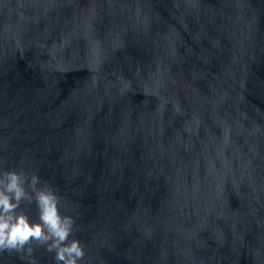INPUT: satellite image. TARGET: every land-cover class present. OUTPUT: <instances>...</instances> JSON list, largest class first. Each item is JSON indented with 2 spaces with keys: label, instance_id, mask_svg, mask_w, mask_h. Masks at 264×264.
<instances>
[{
  "label": "water",
  "instance_id": "water-1",
  "mask_svg": "<svg viewBox=\"0 0 264 264\" xmlns=\"http://www.w3.org/2000/svg\"><path fill=\"white\" fill-rule=\"evenodd\" d=\"M11 168L58 194L79 264H264V0H0Z\"/></svg>",
  "mask_w": 264,
  "mask_h": 264
},
{
  "label": "clouds",
  "instance_id": "clouds-1",
  "mask_svg": "<svg viewBox=\"0 0 264 264\" xmlns=\"http://www.w3.org/2000/svg\"><path fill=\"white\" fill-rule=\"evenodd\" d=\"M22 202L35 204L36 219L22 210ZM59 209L58 194L36 173L0 170V252H24L29 264H35L31 247L35 241L53 253L56 264H79L84 249L73 236L74 219Z\"/></svg>",
  "mask_w": 264,
  "mask_h": 264
}]
</instances>
